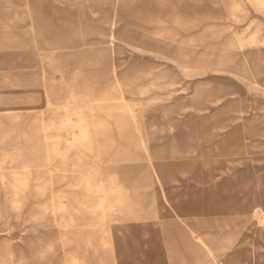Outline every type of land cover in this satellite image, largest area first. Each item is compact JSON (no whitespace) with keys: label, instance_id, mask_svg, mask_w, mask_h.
Instances as JSON below:
<instances>
[{"label":"rangeland","instance_id":"374dc122","mask_svg":"<svg viewBox=\"0 0 264 264\" xmlns=\"http://www.w3.org/2000/svg\"><path fill=\"white\" fill-rule=\"evenodd\" d=\"M0 264H264V0H0Z\"/></svg>","mask_w":264,"mask_h":264},{"label":"bare ground","instance_id":"6f19581e","mask_svg":"<svg viewBox=\"0 0 264 264\" xmlns=\"http://www.w3.org/2000/svg\"><path fill=\"white\" fill-rule=\"evenodd\" d=\"M257 183H258V181H257ZM249 185V184H248ZM248 194V193H247ZM249 196V195H248ZM251 197V196H250ZM263 205V204H262Z\"/></svg>","mask_w":264,"mask_h":264}]
</instances>
